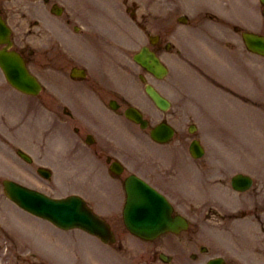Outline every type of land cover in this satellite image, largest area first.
Segmentation results:
<instances>
[{
  "label": "rangeland",
  "instance_id": "374dc122",
  "mask_svg": "<svg viewBox=\"0 0 264 264\" xmlns=\"http://www.w3.org/2000/svg\"><path fill=\"white\" fill-rule=\"evenodd\" d=\"M5 1V0H3ZM33 0H28V2H32ZM181 3L185 4L191 10L194 9V6L197 5V0H180ZM239 3V0H236ZM9 5H6L11 13H14L12 16V21L15 23H19V27L23 29L21 38L26 36L27 28L32 27L33 17H23V10L27 7L26 0H9ZM195 2V4H194ZM249 0H247V3ZM8 4V3H7ZM35 16L38 14V10L34 9L33 5L30 4V7L27 9ZM34 12H37L34 13ZM41 12V11H40ZM43 15L44 13L41 12ZM40 15V16H42ZM30 38H35L37 43L41 44V50L47 45L49 39L42 36L40 34H33L29 36ZM203 42V40H201ZM40 60L49 61L46 55L41 56ZM257 64H256V73H257V95L260 96L259 99H264V59L257 57ZM42 64L38 63L37 67L41 68ZM48 75L52 76L55 74L54 71L49 70L47 72ZM189 84H186L183 88L186 90L188 88L192 89L196 94L198 99H203L205 102L208 103L209 107L204 108L206 113L204 116L200 117V122L203 127L204 133L207 136V140L209 141L210 145H214L217 147V144H213V142H218L222 140L224 142L225 147V156L236 158L241 154L240 149H242L245 155L242 159L238 157L239 162L246 165H250L252 162V158L248 155H255L256 165L258 167H262L261 172L264 173V131L262 127L264 126V113L260 111V109H256L255 111H249L248 109L243 110L246 113V116L252 117V122L256 119L254 125H256V131L253 135L252 142H255V145H248L243 144L240 148L239 143L241 139L238 138L236 134L233 139L225 138L220 133V128L222 125H226L229 130H235L232 123L229 122V118H233L232 114L235 115L237 110L235 100L233 98H228L224 95H219L218 93L214 92L207 81L200 80V76H196L194 73L188 74ZM1 105V104H0ZM1 109V107H0ZM264 111V110H262ZM9 112V111H8ZM231 115V116H229ZM1 119V118H0ZM242 119V118H241ZM261 120V121H260ZM3 123L0 121V126ZM14 135V134H13ZM27 135L28 143L34 147L36 150L37 147V139L30 138ZM51 140L53 145L52 154H50V158L54 159L55 162L61 167V169L70 172V178L67 184L66 189L69 191L73 190L77 192L83 184V181H89V178H92L95 183V190L96 192H100L103 188V174L101 170L104 169L103 165L94 161L93 156L89 154L90 150L81 149V151L75 153L72 157V160H69L67 157V152L70 150L69 146L64 145V142L59 140L58 135L56 138H48ZM91 156V157H90ZM15 161V158L12 154V150L8 148V145L0 142V169L3 171H7L11 168L14 164L12 163ZM92 163L94 165H92ZM99 165V166H98ZM19 170L24 171L25 164L19 163ZM100 167V168H99ZM61 174V171H59ZM19 178L22 176H18ZM67 178V177H66ZM65 178V179H66ZM101 179L100 188H98L99 183L96 179ZM24 179V178H23ZM27 180V179H24ZM28 181V180H27ZM93 183V181H90ZM62 191V190H59ZM58 191V192H59ZM95 192V193H96ZM0 191V218H4L8 224L10 221L8 215L13 217V214L16 212L15 209L8 205L10 204L9 201L1 194ZM94 195V194H92ZM14 218V217H13ZM46 237H49V245H47V250L45 254L43 253L42 256H29L30 262L32 264H104V259L106 256H100V252H104L99 245L95 242L96 240L90 237L87 233H84L80 230H73L70 232L61 231L57 228L51 227L49 232L44 233ZM0 239L1 242L4 243V236L3 232L0 231ZM16 245L15 243L9 242L10 244V252L8 253L10 256H0V264H15V252L17 250V256H21V261H17V264H24V255L20 254V250L23 251V245L18 243L21 239L20 237L17 238ZM84 248V249H83ZM253 249V248H252ZM26 252H29L26 251ZM30 253L32 254L33 251L31 250ZM105 254V252L103 253ZM37 255V254H36ZM111 256V258L117 260L120 258L122 264H136L135 258L117 255ZM246 262V264H264V256H242ZM108 258V257H107ZM185 260V261H184ZM110 261V260H109ZM176 264H196V261H193L190 256H183L179 258V262Z\"/></svg>",
  "mask_w": 264,
  "mask_h": 264
},
{
  "label": "flooded vegetation",
  "instance_id": "af4514ba",
  "mask_svg": "<svg viewBox=\"0 0 264 264\" xmlns=\"http://www.w3.org/2000/svg\"><path fill=\"white\" fill-rule=\"evenodd\" d=\"M163 26V25H162ZM162 26H161V28H162ZM157 27H160V23H159V21L157 22V24H156V28ZM161 28L158 30V31H156V32H160L161 31ZM165 31L167 30V25H164V28H163ZM168 30H169V27H168Z\"/></svg>",
  "mask_w": 264,
  "mask_h": 264
}]
</instances>
